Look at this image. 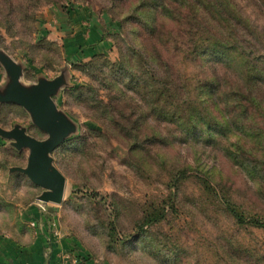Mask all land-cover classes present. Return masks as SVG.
Here are the masks:
<instances>
[{
  "label": "rangeland",
  "instance_id": "374dc122",
  "mask_svg": "<svg viewBox=\"0 0 264 264\" xmlns=\"http://www.w3.org/2000/svg\"><path fill=\"white\" fill-rule=\"evenodd\" d=\"M219 2L0 0V232L34 228L36 202L98 264H264V91L250 115L230 92L238 62L264 71V0ZM7 66L21 87L56 83L74 126L51 153L61 203L38 199L17 169L29 149L1 134L48 137L8 98Z\"/></svg>",
  "mask_w": 264,
  "mask_h": 264
},
{
  "label": "water",
  "instance_id": "95a60500",
  "mask_svg": "<svg viewBox=\"0 0 264 264\" xmlns=\"http://www.w3.org/2000/svg\"><path fill=\"white\" fill-rule=\"evenodd\" d=\"M12 70L11 67L9 73L12 83L8 88V98L32 111L37 124L48 134V137L44 140L36 139L20 127L2 131L1 134L13 139L18 148L29 149L27 166L17 169L25 173L36 185L44 188L38 199L45 203H61L66 179L52 165L51 153L71 134L74 126L59 114L52 98L56 83L41 84L35 89L21 87L18 76Z\"/></svg>",
  "mask_w": 264,
  "mask_h": 264
},
{
  "label": "crops",
  "instance_id": "0c3cea01",
  "mask_svg": "<svg viewBox=\"0 0 264 264\" xmlns=\"http://www.w3.org/2000/svg\"><path fill=\"white\" fill-rule=\"evenodd\" d=\"M25 210L28 223L35 227L0 232V264H98L83 256L69 239L51 231L48 226L55 218L53 213L36 202H30Z\"/></svg>",
  "mask_w": 264,
  "mask_h": 264
},
{
  "label": "trees",
  "instance_id": "16d2710c",
  "mask_svg": "<svg viewBox=\"0 0 264 264\" xmlns=\"http://www.w3.org/2000/svg\"><path fill=\"white\" fill-rule=\"evenodd\" d=\"M162 2V1H161ZM204 7H209V11H213L215 15L218 13L220 14V10L216 7L223 5V3H220L219 0H199ZM214 9V10H213ZM225 23L228 21L225 20ZM226 48L224 47L222 50L219 51L217 49L216 51L221 54V57L223 60H226L228 57V54L226 53ZM260 59V58H258ZM229 60V59H228ZM247 63L243 62H238L237 65L234 66V74L236 78L238 79L239 83L237 84L238 87H234L230 89V92L234 94V96L237 98L236 99V104L234 107H240L242 109V112L240 113L241 115H250L251 110L249 111L247 107L243 105L244 102H248L250 106L258 107L260 106L259 100L254 97V93L256 89L260 88L262 91H264V71L261 69H251V67L246 66ZM256 67V66H255ZM257 68V67H256ZM224 78V77H223ZM224 80H226L224 78ZM224 80L219 79V81L215 84L219 86L221 82H224ZM221 81V82H220ZM218 89V88H217ZM225 97L228 96V92H223L222 93ZM258 109V108H257ZM226 121L229 123L230 118L226 119ZM261 131V129H259ZM257 136V135H256ZM259 138V136H258ZM255 161L252 162L251 166L253 169H258L260 166L259 160L254 157ZM232 212L236 216V218L242 222L244 221V215L242 213H239L235 209H232ZM264 225V223H262Z\"/></svg>",
  "mask_w": 264,
  "mask_h": 264
}]
</instances>
